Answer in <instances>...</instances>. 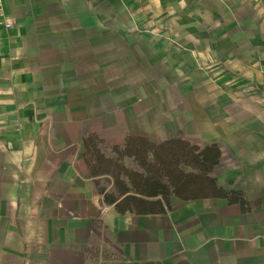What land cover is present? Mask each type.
<instances>
[{"label":"crops","instance_id":"obj_1","mask_svg":"<svg viewBox=\"0 0 264 264\" xmlns=\"http://www.w3.org/2000/svg\"><path fill=\"white\" fill-rule=\"evenodd\" d=\"M0 12V264H264V0ZM129 137L217 150L221 196L118 213Z\"/></svg>","mask_w":264,"mask_h":264},{"label":"trees","instance_id":"obj_2","mask_svg":"<svg viewBox=\"0 0 264 264\" xmlns=\"http://www.w3.org/2000/svg\"><path fill=\"white\" fill-rule=\"evenodd\" d=\"M114 151L117 154L114 168L102 171L111 174L113 187L122 196V199H109L120 214L162 213L161 203L167 202L171 195L184 200L196 196H221L214 179L209 176L218 157V151L213 148L197 153V149L181 140L154 145L144 139L129 137L123 150L115 148ZM125 157L132 158L142 172L127 169L121 162ZM186 168H191L192 172H186ZM121 175L127 178L130 187L120 179Z\"/></svg>","mask_w":264,"mask_h":264},{"label":"built area","instance_id":"obj_3","mask_svg":"<svg viewBox=\"0 0 264 264\" xmlns=\"http://www.w3.org/2000/svg\"><path fill=\"white\" fill-rule=\"evenodd\" d=\"M2 2H3V0H0V6H1ZM0 17H2V19H3V24H4L5 29H10L12 25L9 23V21H7L3 17V15L1 14V12H0Z\"/></svg>","mask_w":264,"mask_h":264},{"label":"rangeland","instance_id":"obj_4","mask_svg":"<svg viewBox=\"0 0 264 264\" xmlns=\"http://www.w3.org/2000/svg\"><path fill=\"white\" fill-rule=\"evenodd\" d=\"M129 166L134 167V168H131L133 170H136V171L139 170V168H137L138 165L136 166V164L133 161L132 162L130 161Z\"/></svg>","mask_w":264,"mask_h":264}]
</instances>
